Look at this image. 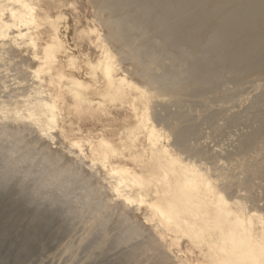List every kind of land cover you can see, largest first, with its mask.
Wrapping results in <instances>:
<instances>
[{"label":"rangeland","instance_id":"rangeland-1","mask_svg":"<svg viewBox=\"0 0 264 264\" xmlns=\"http://www.w3.org/2000/svg\"><path fill=\"white\" fill-rule=\"evenodd\" d=\"M215 2L211 3L215 6ZM37 5L39 25H30V30L41 48L53 36L43 21L47 15L60 24L61 37L79 67L85 70L86 64L97 65L109 50L115 75L136 87L128 92L131 95L117 101L103 100L95 93L78 99L68 81L53 83L46 72L41 80L34 79L33 72L42 63L41 48L34 55L18 50L15 41L0 39V135L8 125L31 129L44 124V112L38 115L30 109L32 94L38 89L45 99L56 100L62 110L59 124L65 134L59 130L53 133L64 148L71 150L68 138L81 140L90 159L104 160L110 170H121L129 179L133 178L129 172L149 168L152 153H159L163 162L174 160L166 165L171 181L182 167L190 172L198 170L202 180L209 182L218 197L226 201L227 209L251 218L252 231L264 234V69L244 70L235 78L224 73L203 84L201 96L184 89L180 101L169 95L160 97L153 86L146 85L141 70L131 56L122 53L120 44L108 41L104 19L110 13L100 10L95 0H40ZM211 6L210 11L214 8ZM138 11L135 5H127L117 16L123 17L122 31L131 47L141 48L139 54H144L150 76H166L167 72L181 80H187L190 74L200 81L212 77L204 62L186 64L189 48L183 41H179L177 50L166 45L168 55L161 64L157 63L156 47L171 39L166 41L158 23L142 25L137 20ZM160 16V11L152 10L146 19L154 24ZM220 19L217 17L215 23ZM210 21L213 23L212 18ZM207 33L202 31L199 38L201 45L196 54L200 56L206 51ZM258 34L259 30L253 32L254 37ZM101 75L98 70L95 80L100 84ZM147 106L146 127L137 131L139 139L134 142L130 129L141 121V111ZM104 136L113 142L117 155L100 149ZM34 137L36 134H31L26 139L31 141ZM56 143L45 144L62 151ZM12 147L13 139L0 136V264H155L161 257L166 259L162 264H211L208 256L188 241L175 245L172 235L157 233L146 205L125 206L108 189L101 194L96 190L95 196L98 202H110L107 224L102 227L101 216L93 219L86 188L77 177L57 179L52 175V163H45L43 153L35 151L26 160L18 161L27 150L12 154ZM69 158L66 152V159ZM84 165V175H91L97 184L106 186L97 169L88 166V161ZM171 165L174 169H170ZM189 171L187 175H191ZM148 173L144 175L147 177ZM134 227L153 231L124 243L121 236ZM149 235L165 238L164 254L148 251L131 259L129 254L147 244Z\"/></svg>","mask_w":264,"mask_h":264},{"label":"bare ground","instance_id":"bare-ground-1","mask_svg":"<svg viewBox=\"0 0 264 264\" xmlns=\"http://www.w3.org/2000/svg\"><path fill=\"white\" fill-rule=\"evenodd\" d=\"M39 1L35 0L33 3L32 0H0V39L15 41L18 50L25 49L24 52L35 55L41 47L37 39L33 37L30 25L35 27L39 25L35 12L40 8L37 5ZM211 2L212 0H95L100 10L110 13L109 17L104 19L109 31L108 41L119 43L122 53L132 57L145 77L146 85L153 86L160 97L169 95L176 101H180L184 89H189L192 93L201 96L202 85L207 84L209 80L221 77L224 73H231L235 78L244 70L264 69V0H216L215 6ZM209 4L214 6L211 11L210 8L208 9ZM127 5H135L138 8L137 20L142 25L154 26L158 23L159 28H163L162 33L167 38L166 41L171 39L167 44L156 47L157 63L161 64L163 58L168 55L167 46L171 45L173 50H177L179 41H183L189 48L185 54L186 64L204 62L205 69L212 77L200 81L190 74L187 80H181L167 72L166 76H150L144 54H139L141 48L131 47L122 31L125 25L123 17L117 16V13H120ZM152 10L161 12V16L154 24L146 19ZM219 16L221 19L215 23L214 20ZM43 21L51 28L53 36L51 41L41 48L42 63L34 70V79L41 80L42 73L46 72L53 83L68 81L71 83L68 87L73 88L78 99L95 93L103 100L112 102L133 92L136 87L134 83L115 75L116 67L109 50L105 52L97 65L86 64L88 67L84 70L77 65L76 57L65 46L57 20L46 15ZM204 30L208 31L206 51L200 56L196 52L200 49L199 38ZM256 30H259L260 34L254 37L253 32ZM82 70L85 73H81ZM98 70L103 76L102 84L95 80ZM142 89L148 94L146 87L143 86ZM32 96L34 101L30 109L38 115L44 112L46 117L44 124L37 128L33 127L34 133L30 132L33 128L25 126L14 128L8 125L2 129L0 136L4 135L13 139V147L9 151L12 154L27 150L18 161L26 160L32 153L38 151L43 153L45 163H52L54 169L52 175L55 178L77 177L81 181L79 183L86 188L93 219L101 216L102 227L107 224L105 217L110 209V202L106 200L98 202L95 196L96 190L102 193L108 189L112 196L122 201L125 206L146 205L147 211L152 214L153 228L157 233L172 235L175 245L188 241L204 256H208L211 264H264V234L252 231L251 218L235 215L233 211L227 209L226 201L218 197L209 182L202 180L198 170L190 172L189 169L181 166L180 174L171 181L167 176L166 165L174 160L163 162L158 158L159 153L154 152L148 160L149 168L129 172L133 178L126 177L121 170L115 173L110 170L108 163L103 162L104 160L94 157L90 159L81 140L66 139L67 146L71 150L57 142L58 137L54 135L53 130H59L61 134H65L59 124L62 110L58 107L56 100L45 99L43 92L38 89ZM141 113V121L135 128L130 129L134 142L139 139L137 131L146 127L149 107L147 106ZM260 114L262 115L261 112ZM31 134H36V137L28 141L26 138ZM44 139L47 141L43 142ZM51 142L59 143L63 150L54 151L46 146L45 143ZM99 145L103 153L110 152L114 156L118 153L113 142L108 141L105 136ZM66 152L70 154L71 159H66ZM86 161L88 166L99 171V176L103 178L106 186L97 184L91 175H84L81 165H84ZM171 166L170 169H174V166ZM187 171L191 175H187ZM145 173H148L147 177ZM42 183L46 182L43 180ZM66 185L68 186L67 183ZM159 186L162 188H158ZM153 196L154 198H151ZM148 198L151 200L148 201ZM125 220L127 221V217ZM123 223L127 225L124 220ZM128 230L121 236L124 243L142 237L141 233L144 235L146 232L153 231L140 230L136 227ZM150 235L147 244L135 245L138 247L129 254L131 259L148 251H159L158 256L164 254L165 238L154 239ZM165 261L166 259L161 257L155 264H162Z\"/></svg>","mask_w":264,"mask_h":264}]
</instances>
